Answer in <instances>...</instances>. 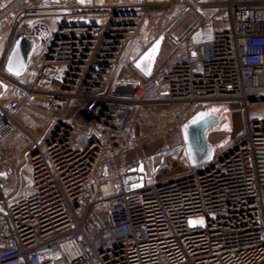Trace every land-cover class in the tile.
<instances>
[{
  "label": "built area",
  "instance_id": "built-area-1",
  "mask_svg": "<svg viewBox=\"0 0 264 264\" xmlns=\"http://www.w3.org/2000/svg\"><path fill=\"white\" fill-rule=\"evenodd\" d=\"M36 1L0 0V264H264V115L204 164L183 142L129 164L207 104L264 105V0H190L196 22L148 77L127 71L132 52L173 0ZM21 34L34 48L14 75ZM18 135L29 148L15 159Z\"/></svg>",
  "mask_w": 264,
  "mask_h": 264
},
{
  "label": "rangeland",
  "instance_id": "rangeland-1",
  "mask_svg": "<svg viewBox=\"0 0 264 264\" xmlns=\"http://www.w3.org/2000/svg\"><path fill=\"white\" fill-rule=\"evenodd\" d=\"M37 2L38 0L36 3ZM197 18L198 13L190 0H173L163 11L151 13L148 18L147 31L144 37L135 44L132 52L133 56H138L144 49H146V47H148V45L152 43L154 39H156L158 35L164 33V39L156 59V64L168 61L172 52V47L168 43V38L172 35H177L183 32L186 28L193 25ZM33 22L36 24L34 25V28L41 26L50 27L52 19H33ZM28 25H30V23L26 22L22 29L26 30V26ZM134 70L133 66L129 64L127 71L134 72ZM204 111L214 113L220 120L219 124L207 134L208 142L214 147L223 148L231 144L241 133H244L248 118H253L257 115H264V105H251L249 109L246 110L243 105L239 103L216 102L207 104ZM178 132L182 138L181 131L179 129ZM170 134H167L165 143H171L169 139ZM156 146L157 144H153L150 147L144 146L140 148V151L137 149L139 151L137 152V156L132 155L135 158H130L129 164L133 165L140 160L137 158H141L140 161L144 164V166L146 168H150V166L157 163L160 159H172L174 155L179 152L178 147L167 153L165 144L160 149ZM142 151L143 153H141ZM139 154H142V157L139 156ZM29 188L30 184L27 182L26 171H19L11 185L8 187V191L12 192L14 190L16 196L19 197Z\"/></svg>",
  "mask_w": 264,
  "mask_h": 264
},
{
  "label": "water",
  "instance_id": "water-1",
  "mask_svg": "<svg viewBox=\"0 0 264 264\" xmlns=\"http://www.w3.org/2000/svg\"><path fill=\"white\" fill-rule=\"evenodd\" d=\"M163 39L164 33H161L132 62L134 69L142 76L148 77L152 73ZM33 48L34 40L32 38L24 34L19 35L7 59L6 70L14 75L22 74ZM194 120L197 122L193 123ZM219 121V117L214 113L199 111L181 127L182 142L191 165L204 164L213 156L214 146L208 142L207 134L219 124ZM136 170L141 171L142 166H139ZM134 171V168L129 169V172ZM137 178L139 181L132 186L135 188L142 184V175L130 174L126 180Z\"/></svg>",
  "mask_w": 264,
  "mask_h": 264
},
{
  "label": "crops",
  "instance_id": "crops-1",
  "mask_svg": "<svg viewBox=\"0 0 264 264\" xmlns=\"http://www.w3.org/2000/svg\"><path fill=\"white\" fill-rule=\"evenodd\" d=\"M30 130L33 134L38 135L42 132L43 129L41 127L36 126L34 129H30ZM9 144L15 148V152L13 154L15 159H19L20 157H22L29 148V140L26 136H23V135L12 136L9 139ZM20 171H23V172L26 171V173L28 174L27 166L24 165L20 169Z\"/></svg>",
  "mask_w": 264,
  "mask_h": 264
},
{
  "label": "trees",
  "instance_id": "trees-1",
  "mask_svg": "<svg viewBox=\"0 0 264 264\" xmlns=\"http://www.w3.org/2000/svg\"><path fill=\"white\" fill-rule=\"evenodd\" d=\"M168 133L169 134L171 133L170 137H169L171 143H168V142L166 143L167 144V153L175 150L177 147L179 148L182 145V138L180 137V133L178 132V129H172ZM229 145H227L223 148H227Z\"/></svg>",
  "mask_w": 264,
  "mask_h": 264
},
{
  "label": "snow or ice",
  "instance_id": "snow-or-ice-1",
  "mask_svg": "<svg viewBox=\"0 0 264 264\" xmlns=\"http://www.w3.org/2000/svg\"><path fill=\"white\" fill-rule=\"evenodd\" d=\"M11 71V68L9 69ZM18 74V73H17ZM203 115V114H202ZM197 121H193V123H196ZM191 224H195V223H202V221H190Z\"/></svg>",
  "mask_w": 264,
  "mask_h": 264
}]
</instances>
